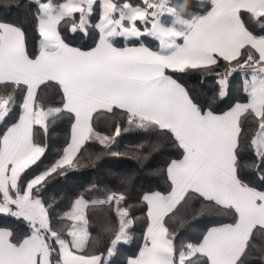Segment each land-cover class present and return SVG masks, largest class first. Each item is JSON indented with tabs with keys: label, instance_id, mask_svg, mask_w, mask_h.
<instances>
[{
	"label": "snow or ice",
	"instance_id": "6c2138e0",
	"mask_svg": "<svg viewBox=\"0 0 264 264\" xmlns=\"http://www.w3.org/2000/svg\"><path fill=\"white\" fill-rule=\"evenodd\" d=\"M30 2L36 5L35 50L22 27L0 22V86L11 89L0 95V216L25 225L0 227V264H109L132 240L139 219L146 226L142 242L125 264H248L253 250L264 264V246L256 242L264 241V0H210L206 12L188 19L184 5L171 0H99L95 23L97 0ZM165 14L171 23L162 20ZM62 25L93 46L67 42ZM189 73L202 74L201 83L214 77L215 92L201 99L182 75H173ZM234 76L240 77L235 102L217 112L214 105L229 98ZM50 92L58 104H47ZM102 116L112 118L110 134L96 127ZM50 119L67 120L66 146L42 171L30 173L43 163ZM129 130L155 138L138 143L132 158L142 166L154 154L166 156L151 173L166 187L140 194L135 206L142 217L132 215L125 192L93 200L78 195L56 216L64 226L54 227L53 205L43 198L50 179L66 174L89 142L110 150ZM244 145L251 160L242 165ZM133 180L129 174L120 182ZM193 204L200 206L193 219L213 209L211 215L227 222L194 228L193 239L178 240L169 221ZM96 205L114 207L118 222L108 229L103 251H90L87 210Z\"/></svg>",
	"mask_w": 264,
	"mask_h": 264
},
{
	"label": "trees",
	"instance_id": "16d2710c",
	"mask_svg": "<svg viewBox=\"0 0 264 264\" xmlns=\"http://www.w3.org/2000/svg\"><path fill=\"white\" fill-rule=\"evenodd\" d=\"M61 1V0H58ZM125 0H117V3H124ZM133 5L140 4L141 0H130ZM173 5L183 4L184 15L183 18L188 19L191 15L203 14L208 10L210 0H171ZM36 12V5L30 0H0V22H5L22 27L27 35L29 42V50H35L38 46L39 37L35 31L36 21L33 13ZM172 17L165 14L162 20L166 23H171ZM97 14L93 13L91 21L95 23ZM70 25H62L61 30L67 42L73 46L90 48L93 46L92 39H85L81 35H71L68 31ZM95 35V32L92 33ZM146 44L152 48L158 47V42L154 40H146ZM118 45H124L123 41H119ZM182 75V79L192 89L194 95L204 98L205 95H212L215 92V78L212 76L203 77L202 74H173ZM240 77L234 76L231 79L232 88L231 95L224 102H217L214 105L217 112H223L235 102L236 95L235 88L239 83ZM10 88L0 86V95H5ZM53 93H49L47 104H58L59 98L52 99ZM112 118L110 116H102L96 122L98 130L109 133L112 131L110 125ZM249 125L245 124L247 129ZM69 135V125L66 119H50L49 134L46 139L42 140L47 144V151L42 157L43 163L38 166H33L29 172L32 173L42 171L50 162H53L61 155L63 147L66 146ZM147 134L136 130H129L122 132L121 136L116 139L115 144L110 150H104L100 145L89 142L81 151L77 161L73 167L68 168L64 175H54L45 186L43 191V198L46 202L53 205V225L54 227L64 226L63 221H57L56 216L62 214L64 211L70 209L73 200L83 194L88 200L106 198L108 192H125L128 195L127 203L133 205L131 213L134 217H142V212L135 206L136 201L142 192L148 190H161L166 187L164 178L160 175H152V171L161 166L166 156L154 154L151 159L144 162L141 166L136 160L132 158L135 146L144 140H154ZM144 152H148L149 148L145 147ZM166 152L171 150L166 148ZM103 153L100 159H94L95 154ZM120 153V155H112V153ZM241 164L245 161L251 160V152L244 145V150L240 154ZM242 174L248 179L255 181V175L248 169L241 168ZM129 174H134V180L131 185L122 184L121 177ZM29 178H31L29 176ZM95 188L93 191L88 189ZM200 211L199 204H193L180 208L176 217L169 221V227L176 231L178 240L193 239L198 233L194 231L205 230L207 227L213 226L220 222H227V218L223 216L211 215L213 209H205L203 216L193 217ZM89 219V231L91 233L90 251H103L112 232L108 229L118 226L115 209L111 205H96L90 206L87 210ZM10 227L17 230H23L25 225L10 216H0V227ZM145 223L143 219L136 220L131 229L132 240L127 244H122L117 254L111 258L109 264H125V258L135 255L138 252L139 246L142 242V233L145 230ZM258 245L264 246V241L257 240ZM260 252L253 250L252 257L248 264H260L258 257Z\"/></svg>",
	"mask_w": 264,
	"mask_h": 264
},
{
	"label": "crops",
	"instance_id": "0c3cea01",
	"mask_svg": "<svg viewBox=\"0 0 264 264\" xmlns=\"http://www.w3.org/2000/svg\"><path fill=\"white\" fill-rule=\"evenodd\" d=\"M51 2L53 3V4H59L61 1H58V0H51ZM122 4V3H121ZM98 10H100L99 9V0H97V6L95 7V10H94V13H96L97 14V20H96V22L98 21V17H99V11ZM118 46H124V45H118ZM129 46H132V45H129ZM92 47V46H91ZM226 111V110H225ZM138 253V252H137Z\"/></svg>",
	"mask_w": 264,
	"mask_h": 264
},
{
	"label": "rangeland",
	"instance_id": "374dc122",
	"mask_svg": "<svg viewBox=\"0 0 264 264\" xmlns=\"http://www.w3.org/2000/svg\"><path fill=\"white\" fill-rule=\"evenodd\" d=\"M121 4V3H120ZM100 12V10H98Z\"/></svg>",
	"mask_w": 264,
	"mask_h": 264
}]
</instances>
